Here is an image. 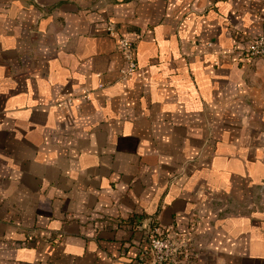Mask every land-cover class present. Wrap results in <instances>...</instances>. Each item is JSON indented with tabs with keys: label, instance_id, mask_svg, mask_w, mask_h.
<instances>
[{
	"label": "crops",
	"instance_id": "obj_1",
	"mask_svg": "<svg viewBox=\"0 0 264 264\" xmlns=\"http://www.w3.org/2000/svg\"><path fill=\"white\" fill-rule=\"evenodd\" d=\"M262 34L264 0H0V264H129L153 225L264 264Z\"/></svg>",
	"mask_w": 264,
	"mask_h": 264
},
{
	"label": "built area",
	"instance_id": "obj_2",
	"mask_svg": "<svg viewBox=\"0 0 264 264\" xmlns=\"http://www.w3.org/2000/svg\"><path fill=\"white\" fill-rule=\"evenodd\" d=\"M110 37L117 36V27L108 23ZM118 47L123 55L125 65L121 70V80L125 81L135 75L138 69L136 45L124 35L118 36ZM248 59L264 58V34L252 39L245 48ZM136 261L129 264H195L197 253L189 240H184L173 232H162L157 225L147 229V243L141 246Z\"/></svg>",
	"mask_w": 264,
	"mask_h": 264
}]
</instances>
